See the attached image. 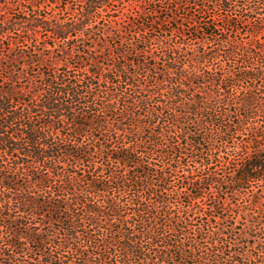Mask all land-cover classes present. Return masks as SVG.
Segmentation results:
<instances>
[{
  "label": "trees",
  "instance_id": "obj_1",
  "mask_svg": "<svg viewBox=\"0 0 264 264\" xmlns=\"http://www.w3.org/2000/svg\"><path fill=\"white\" fill-rule=\"evenodd\" d=\"M108 1L85 0L73 19L32 16L25 23L29 32L53 34L65 56L90 54L82 78L61 76L59 60L42 58L35 62L52 71L31 74L26 85L18 84L20 71L0 74V264H264V190L251 188H264L261 46L222 39L218 25L192 18L189 26L217 46L132 35L116 54L137 59L115 61L100 78L99 55L112 51L88 41L120 35L117 19L98 25ZM216 2L226 11L234 4ZM235 3L253 13L264 0ZM263 24L252 22L250 34L263 33ZM7 26L0 24V35ZM20 58L27 60L0 55V67L12 70ZM239 81L251 84L237 91ZM235 195L246 204L227 202ZM208 199L214 204L205 206ZM234 208L262 232L255 236L261 262L236 255L228 238L239 237L228 223Z\"/></svg>",
  "mask_w": 264,
  "mask_h": 264
},
{
  "label": "rangeland",
  "instance_id": "obj_2",
  "mask_svg": "<svg viewBox=\"0 0 264 264\" xmlns=\"http://www.w3.org/2000/svg\"><path fill=\"white\" fill-rule=\"evenodd\" d=\"M0 1V24L4 25L5 23H8L6 33L0 35V55L8 58L10 55L11 57H15L18 54V56L20 55L21 57L22 55L25 59H27L25 61L23 58H20L17 62L12 63V70L0 67V74L2 73L3 75H7L10 71H20L18 74L20 75V82L18 81V84L26 85L27 82L31 80V74L52 71L50 68L46 67V64L38 65L37 62H35L38 58H42L44 63H50L52 60L56 59L59 60V62L54 65V70H56L61 76L66 74L71 76L76 75L78 78L83 77L84 73L87 72L91 64V60L87 59L90 54L78 52L74 55L65 56L61 52V48L63 46L62 43H60L58 39L53 36V34L41 31L38 33L29 32L25 23L27 22V19L32 16H40L51 19L55 18L59 20L76 18L82 14L85 0ZM190 1L189 5H185V3L181 0H112L105 2L103 11L99 14L97 20L98 25L102 27L111 19H117L120 23V28H117L116 32L120 35L115 39L108 37L106 42H98L99 39L92 35L95 40L88 41V44L96 45L97 49H101V51L104 49L112 51L110 56L107 52L101 54V57L99 55L98 60L103 65V74L100 75V78H104L106 73H108V68H110L108 65H111L115 61L120 60L128 64L131 60L133 61L137 59V57L133 55L128 56L127 59L119 58L116 54L117 50L121 49V43L125 41V39H131L130 41H134L132 35L155 36L166 33L164 35V40L173 37L180 42L189 44L190 47L193 48L200 49L201 47L217 46L218 41L214 38L207 37L195 30L197 25L189 26V23L192 22V18L195 20H209L211 23L218 25L217 28H215V32L221 34L222 39H238L242 40L246 44L253 39L257 40L258 45L261 46V51L259 53L260 55H263L262 57H264V32L257 37H254V35L249 32L252 31V22L254 23V21H256L264 23L263 4L259 5L257 11L251 13L242 12L240 10L239 3H235L236 0H233L234 4L232 5V9L229 11L223 10L222 7L217 4L216 0H205L207 2V6L203 8H197V5L194 3L197 1L198 3L203 4V0ZM141 14L145 15L144 18L139 17ZM228 16L236 19L235 23H237V25L235 27L227 25L226 19H228ZM172 17H175L177 20L172 19ZM165 18L168 20L163 22ZM133 22L135 24H133ZM141 22H144L147 25V28L142 27L140 24ZM181 23L188 25L190 30L187 31V28L182 26ZM50 43L54 44L55 48L49 46ZM104 43H106L107 48L103 45ZM159 43L162 44L159 40L154 41V46H157ZM74 44L78 46L80 51H83L84 46L80 39L77 38L74 41ZM101 45L102 47H100ZM3 62L6 63L5 60ZM159 62L162 63V61ZM22 69L25 71L24 75H22ZM131 69L133 70V67H131ZM100 82L104 88L108 86L105 81L101 80ZM121 83L124 84L123 87H127V93L133 92V87L129 86L130 83ZM250 84V81H239L236 83V90L242 91ZM109 88L113 89L114 86L109 85ZM213 114L218 115V112L214 111ZM259 184L260 183L254 182L251 184V188L255 189V191H263V185L259 186ZM229 199L232 206L245 205L248 200L243 196L237 195L228 196L227 202ZM203 202H205V200L200 203ZM207 204L213 205L214 201L208 199L205 206ZM234 209L235 212L232 214L233 216L228 218V223L232 222L236 225L239 237L236 238L234 235H230L228 238L232 243L233 249L237 252L236 255L242 256V252L251 258L256 257V259L261 262L262 258H259V256L262 254V249L260 245H258L259 242L255 241V236L260 235L259 233L262 232L260 231L257 234L254 227L248 226L247 219L251 218L250 214L243 216L239 214L236 208ZM197 221L198 219H196L193 224H198ZM213 221L215 223H221V221L219 222V219L214 218Z\"/></svg>",
  "mask_w": 264,
  "mask_h": 264
}]
</instances>
